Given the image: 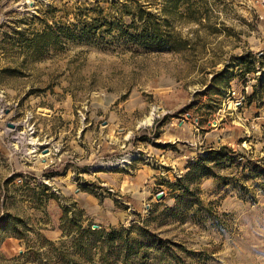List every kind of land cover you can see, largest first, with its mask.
I'll return each instance as SVG.
<instances>
[{
  "label": "rangeland",
  "instance_id": "1",
  "mask_svg": "<svg viewBox=\"0 0 264 264\" xmlns=\"http://www.w3.org/2000/svg\"><path fill=\"white\" fill-rule=\"evenodd\" d=\"M120 2L0 0V264H39L27 246L58 241L73 203L92 229L167 239L147 264H264V0H203L171 22L179 52L107 33L94 18ZM222 146L235 160L191 185L204 209L170 216L171 184Z\"/></svg>",
  "mask_w": 264,
  "mask_h": 264
},
{
  "label": "trees",
  "instance_id": "2",
  "mask_svg": "<svg viewBox=\"0 0 264 264\" xmlns=\"http://www.w3.org/2000/svg\"><path fill=\"white\" fill-rule=\"evenodd\" d=\"M114 5L119 9L118 22L94 18L99 23L105 21L104 24L108 25L105 30L107 33L115 31V38H119L124 44H132L146 51L179 52L189 45V40L182 37L171 22L199 23L203 17L204 3L203 0H122ZM101 25L96 26L100 29L103 27ZM45 34L46 32L44 36ZM86 34L89 38L92 36L98 40L97 33ZM37 36L42 37V33ZM219 77L216 74L213 81ZM225 149L222 146L208 150L203 158L191 162L188 170L171 184L173 190L179 193L175 197V206L166 208L170 216L185 220L201 213L199 211L204 207L199 197V188L191 185L203 177H220L214 168L235 160L223 153ZM5 221L6 219L2 220V230L16 227ZM59 229L61 235L56 242L38 234L40 243L38 246L28 245L27 254L36 249L37 256H40L39 264H147L148 259L156 258V255L165 256L170 251L168 240L155 234L147 226L120 225L118 228L92 229L86 223L83 210L74 203L63 208ZM43 256H46L44 261Z\"/></svg>",
  "mask_w": 264,
  "mask_h": 264
},
{
  "label": "water",
  "instance_id": "3",
  "mask_svg": "<svg viewBox=\"0 0 264 264\" xmlns=\"http://www.w3.org/2000/svg\"><path fill=\"white\" fill-rule=\"evenodd\" d=\"M11 125V124H10ZM48 152V148H44L43 150H42V153H47ZM160 197V195L159 194H157L156 195V198H159Z\"/></svg>",
  "mask_w": 264,
  "mask_h": 264
},
{
  "label": "bare ground",
  "instance_id": "4",
  "mask_svg": "<svg viewBox=\"0 0 264 264\" xmlns=\"http://www.w3.org/2000/svg\"><path fill=\"white\" fill-rule=\"evenodd\" d=\"M130 158V157H129ZM118 163V162H117ZM120 164V163H119ZM110 166L112 167V164H110Z\"/></svg>",
  "mask_w": 264,
  "mask_h": 264
}]
</instances>
